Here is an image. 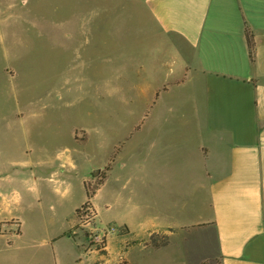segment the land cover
<instances>
[{"label":"crops","instance_id":"0c3cea01","mask_svg":"<svg viewBox=\"0 0 264 264\" xmlns=\"http://www.w3.org/2000/svg\"><path fill=\"white\" fill-rule=\"evenodd\" d=\"M39 1L0 0V54H19L22 41H35L23 39L22 33L46 35L43 28L49 21L39 19ZM42 1L46 8V0ZM110 2L105 7L116 15L111 23L114 41L127 39L118 22L131 17L140 26L138 41L150 36L159 51L155 54H175L176 60L159 56L151 62L147 49L141 53L142 63L131 58L126 66L115 67L118 81L126 71L127 92L152 89L159 98L144 131L142 163H123L118 172L109 163L99 167L98 177L105 180L97 191L111 177L112 205L127 208L118 222L141 246H148L149 236L159 234L182 251L184 236L211 232L218 264H264V0ZM246 27L253 36V60ZM64 34L69 39L75 36ZM117 54L133 53L121 47ZM4 62L0 70L11 74L7 56ZM136 67L142 71V82L131 77ZM166 67L177 75L171 81H157ZM63 87L70 89L68 83ZM119 88L116 82L114 90ZM0 101V225L13 223L19 236L16 208L25 202L31 210L38 190L37 181L23 177L24 165L17 159L26 135L22 130L31 124L29 131L43 132L54 117L39 100L27 102L26 111L17 99ZM6 103H11L8 111ZM30 148L42 155L46 152L43 144ZM65 166L77 168L70 155L59 163ZM52 173L48 179L59 181L58 171ZM80 180L90 181L86 174Z\"/></svg>","mask_w":264,"mask_h":264},{"label":"rangeland","instance_id":"374dc122","mask_svg":"<svg viewBox=\"0 0 264 264\" xmlns=\"http://www.w3.org/2000/svg\"><path fill=\"white\" fill-rule=\"evenodd\" d=\"M44 2H38L37 15L49 21L43 28L46 35L22 33L23 39L35 41H22L19 54H0V63H5L7 56L13 68L12 75L0 70V99H17L23 111L28 109L27 102L39 100L54 117L43 132L29 131L31 124L23 127L26 135L21 139L17 159L24 165L23 177L31 176L30 181H37L38 190L33 193L31 210L25 202L16 208L19 236L13 223L0 225V264H116L117 260L119 264H218L211 232L184 236L182 251L165 235L152 234L148 246L134 242L118 222V215H126L127 208L112 205L111 177L102 191L95 188L105 180V176L98 177V171L95 174L99 167L109 163L118 172L123 163H142L144 131L159 98L152 89L127 92L126 71L118 81L115 67L126 66L131 58L136 64L142 63L141 53L147 49L151 62L159 56L170 61L175 54H155L159 51L150 36L144 42L138 41L142 35L140 26L131 17L118 22L127 39L114 41L111 23L116 15L105 7L110 0H46V8ZM101 6L104 9L98 10ZM66 32H74L75 36L69 39ZM121 47L133 54H117ZM135 70L130 72L131 77L142 82V71L137 67ZM176 75L166 67L161 75L157 74V81H171ZM116 82L120 88L114 90ZM66 83L69 90L63 87ZM10 105L6 103L7 111ZM73 135L87 139L75 141ZM34 144H43L45 154L31 149ZM68 155L76 162V169L59 167ZM54 170L60 175L56 182L48 179ZM82 174L89 176L90 181H84L89 192L95 190L89 199V210L81 209L88 201L80 180ZM94 175L96 179H92ZM54 186L58 187L55 191ZM77 209H81L78 215ZM109 227L114 230L106 235L104 250L94 235L101 236Z\"/></svg>","mask_w":264,"mask_h":264},{"label":"trees","instance_id":"16d2710c","mask_svg":"<svg viewBox=\"0 0 264 264\" xmlns=\"http://www.w3.org/2000/svg\"><path fill=\"white\" fill-rule=\"evenodd\" d=\"M245 34H246V40H247V45H248V49H249V55H250V58H251V60H253L254 59V55H253V49H254V42H253V36H252V33H251V31H250V29L249 28H245ZM101 178H104V176H101ZM84 187H85V189H86V195H87V199H88V201L86 202V203H84L83 204V206H82V208H85V207H87V206H89L90 204H89V199H90V197H91V195L92 194H94V192H95V190L94 191H92L91 193L89 192V190H88V184L87 183H85L84 182ZM95 188H98V183H97V185H96V187ZM80 210L81 209H77L76 210V214L78 215V212H80Z\"/></svg>","mask_w":264,"mask_h":264},{"label":"built area","instance_id":"2783aa9c","mask_svg":"<svg viewBox=\"0 0 264 264\" xmlns=\"http://www.w3.org/2000/svg\"><path fill=\"white\" fill-rule=\"evenodd\" d=\"M83 209V208H81ZM85 209L89 210V207H85ZM114 228L113 227H109L108 229H103V233L101 234V236H98V233L94 235L95 238V242L100 245L101 249L105 248V237L108 233H110L111 231H113Z\"/></svg>","mask_w":264,"mask_h":264},{"label":"water","instance_id":"95a60500","mask_svg":"<svg viewBox=\"0 0 264 264\" xmlns=\"http://www.w3.org/2000/svg\"><path fill=\"white\" fill-rule=\"evenodd\" d=\"M95 173H97V170L95 171Z\"/></svg>","mask_w":264,"mask_h":264}]
</instances>
